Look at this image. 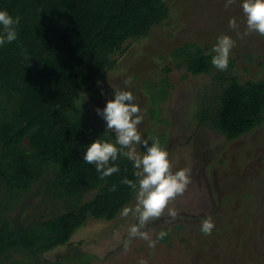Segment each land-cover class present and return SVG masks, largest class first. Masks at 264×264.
<instances>
[{"label":"trees","instance_id":"obj_1","mask_svg":"<svg viewBox=\"0 0 264 264\" xmlns=\"http://www.w3.org/2000/svg\"><path fill=\"white\" fill-rule=\"evenodd\" d=\"M0 10L20 18L17 41L0 47V264H34L68 246L89 217L113 220L133 199L121 183L137 181L132 161L120 156V171L103 180L84 161L87 147L105 133L74 105L113 66L110 55L165 20L168 7L163 0H0ZM172 54L193 76L216 69L215 53L197 44ZM232 67L230 59L226 71L216 72L217 89L196 113L200 125L227 140L264 123V80L241 82ZM35 185L60 210L35 218L20 210L12 219L10 211L21 202L25 210Z\"/></svg>","mask_w":264,"mask_h":264},{"label":"rangeland","instance_id":"obj_2","mask_svg":"<svg viewBox=\"0 0 264 264\" xmlns=\"http://www.w3.org/2000/svg\"><path fill=\"white\" fill-rule=\"evenodd\" d=\"M163 1L168 17L110 55L113 66L76 98L74 109L85 108L83 117L105 133L106 122L96 109L114 99V89L132 91L144 113L138 125L142 138L160 140L173 171L190 169L192 182L173 205L177 217H161L144 229L153 240L161 231L168 233L167 238L155 248L136 238L126 251L127 227L136 221L131 216L122 218L121 210L110 221L89 217L68 246L33 260L34 264H69L83 258L91 264H139L142 259L147 264H264V123L234 140L204 128L196 113L211 96L209 91L217 89L218 70L193 76L185 67H177L172 54L185 43L214 53L217 38L229 35L236 41L230 54L233 74L241 82L264 80V37L253 33L240 38L246 26L243 0L228 8L226 0ZM231 18H236L238 30L228 27ZM129 78L132 84L125 85ZM110 136L114 141L115 133ZM137 150L146 151L143 145H137ZM38 190L33 186L24 199L25 210L21 202L9 216L16 219L21 210L35 218L59 209L50 196L37 195ZM134 205L135 195L124 207ZM208 217L215 228L205 235L201 224Z\"/></svg>","mask_w":264,"mask_h":264},{"label":"clouds","instance_id":"obj_3","mask_svg":"<svg viewBox=\"0 0 264 264\" xmlns=\"http://www.w3.org/2000/svg\"><path fill=\"white\" fill-rule=\"evenodd\" d=\"M235 2L236 0H226L225 8ZM241 7L246 17V26L240 38L243 39L244 36L253 33L264 37V0H243ZM19 24V17H13L8 11L0 10V27H2L0 47L17 41ZM228 27L238 30L236 18L229 20ZM235 47L236 41L231 36H219L212 48L215 53L211 59L212 65L219 71H226L229 67L231 51ZM22 55L25 60H31L26 49H22ZM97 83L99 85L101 82ZM124 83L131 85L132 81L129 78ZM96 112L106 122L105 138L97 139L87 147L84 161L95 165V170L102 180L120 171L119 166L115 164L120 156L133 162L137 181L127 178L121 181L135 193V205L124 207L121 212L122 218L127 219L131 216L136 221L127 227L124 248L127 251L132 240L136 238L147 241L150 248H155L157 242L163 240L168 233L161 231L153 240L149 232L144 229L149 223L161 217L167 216L172 220L177 217L178 209L173 205L177 197L182 196L192 182L190 169L173 171L169 152L161 145L160 140L155 137L142 138L138 125L143 122L144 113L132 91L114 89V99H109L106 107L97 108ZM112 132L115 133L114 142L110 136ZM137 145H143L146 151L138 152ZM112 190L115 191V185ZM214 228L215 224L211 217L202 221L203 234L210 235ZM116 234L119 235V232ZM139 264H147V262L142 259Z\"/></svg>","mask_w":264,"mask_h":264}]
</instances>
